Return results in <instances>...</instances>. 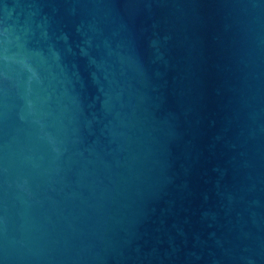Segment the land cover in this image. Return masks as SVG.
Segmentation results:
<instances>
[{"label": "water", "instance_id": "1", "mask_svg": "<svg viewBox=\"0 0 264 264\" xmlns=\"http://www.w3.org/2000/svg\"><path fill=\"white\" fill-rule=\"evenodd\" d=\"M0 264H264V0H0Z\"/></svg>", "mask_w": 264, "mask_h": 264}]
</instances>
